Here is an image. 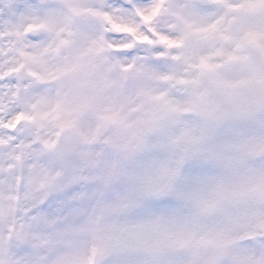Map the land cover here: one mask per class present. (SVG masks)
<instances>
[{"label": "snow or ice", "instance_id": "6c2138e0", "mask_svg": "<svg viewBox=\"0 0 264 264\" xmlns=\"http://www.w3.org/2000/svg\"><path fill=\"white\" fill-rule=\"evenodd\" d=\"M0 264H264V0H0Z\"/></svg>", "mask_w": 264, "mask_h": 264}, {"label": "clouds", "instance_id": "9594fccd", "mask_svg": "<svg viewBox=\"0 0 264 264\" xmlns=\"http://www.w3.org/2000/svg\"><path fill=\"white\" fill-rule=\"evenodd\" d=\"M21 129L24 131L25 135H32L33 134V129L31 126L22 124ZM39 134L41 135V138H47L52 131L50 127H43L37 130ZM63 142L68 145L72 144L74 142V136L72 134H65L63 136ZM37 150L42 148V145H37L35 146ZM85 150L89 146H82ZM39 164L40 166L49 172L55 173L56 171L61 170L63 168L64 174L65 175H71L73 170L78 169L82 167V161L78 156H73L66 164L61 165L59 161H56L50 154L45 153L41 158L39 159Z\"/></svg>", "mask_w": 264, "mask_h": 264}]
</instances>
